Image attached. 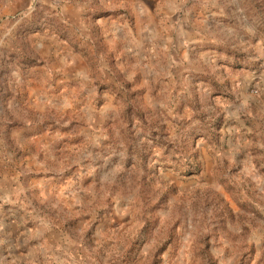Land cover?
<instances>
[{"label": "rangeland", "instance_id": "374dc122", "mask_svg": "<svg viewBox=\"0 0 264 264\" xmlns=\"http://www.w3.org/2000/svg\"><path fill=\"white\" fill-rule=\"evenodd\" d=\"M0 264H264V0H0Z\"/></svg>", "mask_w": 264, "mask_h": 264}]
</instances>
